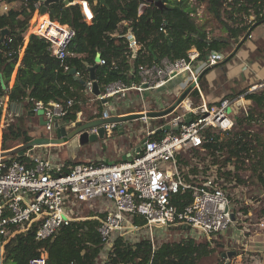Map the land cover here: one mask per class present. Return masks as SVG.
Wrapping results in <instances>:
<instances>
[{"label":"trees","instance_id":"1","mask_svg":"<svg viewBox=\"0 0 264 264\" xmlns=\"http://www.w3.org/2000/svg\"><path fill=\"white\" fill-rule=\"evenodd\" d=\"M2 1L10 3L15 0ZM20 1L22 4L17 9L9 8L0 14V97L8 95L9 104L24 103L29 108L31 102L26 101L28 98L43 103L53 100L64 106L71 99L72 105L67 107L63 122L75 121L77 113L83 111L82 104L86 101L83 82L89 79V68L95 65L97 53L105 60L104 65H97L95 69V78L100 87L118 80L129 85L132 81H138L135 74L137 66L141 64H152L162 57L175 60L185 56L192 47L199 51L198 60L205 61L208 51L222 53L228 48L229 40L242 44L254 29L252 24L264 22V15L260 16L264 0H194L196 6L204 4L205 11L222 25L227 34L223 38H210L204 25L190 16L196 6H191L189 0H163L162 6L156 5V0H104L102 3L100 0H88L93 10V19L89 23L83 20L78 4L59 2L53 4L54 12L49 13L50 18L60 24H68L76 32L68 47L70 55L60 61L50 54L48 42L38 35H32L24 44L37 0ZM141 2H148V7L138 15ZM42 17L48 21L47 14ZM242 17L251 18L252 21L246 23ZM123 21L129 23L139 44L135 57H131L127 39L123 35L127 29ZM35 22L36 17H33L30 28ZM161 27L165 32L160 30ZM3 30L6 31L2 37ZM240 37L242 40H238ZM65 65L74 68L79 75L64 70ZM212 67L200 75L201 86L204 75ZM14 70L13 85L8 88ZM241 94L250 103L245 106L246 110L240 109L233 115L231 130L223 136L218 131L207 130L199 148L177 155L178 168L188 181L195 180H190V175H204L215 166L216 176L223 178L225 191L229 193V190L235 191L241 186L245 188L244 199L230 197L236 217L240 211L248 214L252 200L257 199L255 195L261 193L264 197V138L247 127L255 119L254 111L264 109V89L248 92L247 87L232 94L231 98ZM189 96L194 103L199 101L196 89L191 90ZM98 103L97 112L89 113L85 120L101 116L104 102L99 100ZM161 135L162 132L158 131L151 138ZM19 139L22 140L20 143H27L32 137L24 128L11 124L3 132L1 151L16 148L14 146L18 143L14 142ZM11 159L24 162L26 156L14 154L6 158ZM250 182L255 186L250 187ZM190 199L189 191H179L172 202L180 207ZM260 213L264 215V207ZM105 216L106 212L89 213L79 221L60 227L53 236L44 240H36L33 230L17 234L4 246V262L28 264L30 259L45 253L47 264H197L214 251L210 245L219 241L206 239L198 242L183 237L175 242L153 245L144 237L133 241L128 237L116 236L105 258L100 260L105 246L98 226ZM133 223L142 225L144 219L134 216ZM176 226L189 229L180 224ZM254 253L257 252L248 251L249 255Z\"/></svg>","mask_w":264,"mask_h":264},{"label":"built area","instance_id":"2","mask_svg":"<svg viewBox=\"0 0 264 264\" xmlns=\"http://www.w3.org/2000/svg\"><path fill=\"white\" fill-rule=\"evenodd\" d=\"M189 2L191 6L197 5L194 0ZM76 3L83 20L91 22L93 10L89 2L76 0ZM41 5L36 4L37 13ZM147 7L148 2H141L137 9L138 15ZM2 9L6 12L9 7L2 4ZM45 14L48 23L37 21L32 33L44 38L49 44L50 54L63 61L70 55L68 47L76 32L68 24H60L52 20L49 13ZM200 14L199 6L190 12V16L196 20ZM261 15H264V1ZM160 30L165 32L162 27ZM123 35L127 39L131 57H135L139 44L132 29L128 26ZM198 57L199 51L192 47L185 56L175 60L162 57L158 62L141 64L137 66L135 74L137 82L132 81L127 85L120 80L110 81L103 84L99 95L93 94L95 99L105 100V106L112 97L126 100L130 90L135 91L142 100L144 92L157 91L182 75L189 77V83L193 84L191 90L196 89L198 92L197 103L189 96L190 90L170 113L160 117L164 120L161 124L147 130L140 151L121 162H85L67 166L64 161H56L48 150L33 154L27 151L24 153V162L6 160L7 157L1 156V141L11 112L8 95L0 97V264H6L3 259L4 246L12 237L33 230L36 240L50 238L60 227L83 219L82 207L94 200L105 202L108 209L98 226L104 246L111 247L116 236L127 237L141 232L152 235L158 227L179 224L200 231L204 240L216 239L213 237L227 233L232 224L239 220L240 213L236 217L233 212L234 203L223 188V178L216 176V167H211L204 175H190L189 179L195 180L188 181L178 168L177 155L199 148L207 130L218 131L221 136L231 130L233 115L240 109L246 110L245 98L241 94L233 98L223 97L218 103H208L203 98L199 77L205 69L221 62L224 55L208 51L202 67ZM96 63L104 65L105 60L99 57ZM64 70H70L68 65L64 66ZM74 74L79 75L77 71ZM84 86L85 91L91 92L92 81L88 79ZM261 89H264V76L248 86V92ZM26 101L31 102L32 113L41 111L47 131L54 129V124L63 119L67 107L72 105L71 99L67 100L65 106L52 100L43 103L28 98ZM102 114L100 118L110 116L106 107ZM81 115V112L77 113L75 121L64 124L75 127L76 123H86L81 122ZM187 118L190 121H186ZM140 119L145 121L147 117ZM167 125L169 129L161 131L160 137L151 138L158 128ZM115 126L117 124H105L106 134L109 135ZM174 127L177 129L174 130ZM95 129L92 127L88 132L94 133ZM212 169L215 170L214 175ZM179 191H189L191 195V199L180 207L172 202L173 196ZM134 216L143 218L144 223H133ZM257 227L264 231V216L259 219ZM248 251V246L244 244L239 257L246 255L252 258ZM28 264H47L46 254L41 253L30 259Z\"/></svg>","mask_w":264,"mask_h":264},{"label":"rangeland","instance_id":"3","mask_svg":"<svg viewBox=\"0 0 264 264\" xmlns=\"http://www.w3.org/2000/svg\"><path fill=\"white\" fill-rule=\"evenodd\" d=\"M202 13L199 15L197 22L199 24H203L204 28L208 32V36L210 38H223L226 37V32L223 30L222 25L218 22H216L211 15H209L205 11V5L202 4ZM35 13V12H34ZM33 13L32 18L29 21V26L27 29V32L25 34V40L24 44H26L28 40L29 34L32 33V29L30 28L32 24L33 17H37V21L41 18L38 17ZM44 15V14H43ZM43 19V17L41 18ZM242 21H245L246 23L251 22V18L242 17ZM254 24V23H253ZM252 24V25H253ZM35 25H33V29L35 28ZM264 37V27L263 26H257L252 30V37L250 41H258L260 38ZM238 40H242V38H238ZM258 43H262L261 41ZM258 49V51L261 53L260 57H264V44H262ZM238 49L237 43L234 40H229V46L227 49H225L222 54L224 55V58L229 55L231 52H235ZM234 50V51H233ZM23 54V49L20 52L21 57ZM220 63V62H219ZM264 63V62H262ZM221 64H217L213 66L212 69L216 68L217 66H220ZM264 76V75H263ZM262 76V77H263ZM262 77L258 78L260 80ZM15 78V70L13 71L10 81L8 83V88L12 87L13 82ZM181 78L176 79V82L181 81ZM257 80V81H258ZM252 82L250 84L256 83ZM249 86V85H248ZM200 88L202 90V86L200 84ZM86 101L82 104V115H81V122H85L86 117L89 113L97 112V107L99 106V103L97 99H95V96L92 94H87ZM129 101L126 103L125 100L117 99L116 97H112L109 100V104L107 106L103 105L102 109L105 110V107L107 110H109V113H114L115 111H118L119 113L124 111H131L130 113H136V112H144L145 109H159V107L153 102L152 98H147V95L142 97V100L139 98V96L136 98L134 96L133 92L129 93ZM145 102V103H144ZM249 104V103H248ZM9 111L11 112V117H7L8 126L11 124H16L26 131V133L32 137V139L35 138H43V137H54L52 135L51 131H47L43 124H40L39 117L41 116V111L38 110L36 113H32L31 108L26 107L24 103L21 104H9ZM128 114V113H126ZM254 118L252 123L247 126L250 130L255 132L258 136L261 135L264 138V109H258L254 111ZM124 115V114H123ZM91 121V120H90ZM163 119H146L145 121H142L140 119H135L128 121L127 123H122L123 127L121 136L117 133L118 131L115 130L110 137H107L105 140H99L97 145V149L101 147L99 150L101 153H112L110 155V160L108 162H117L120 161V158H122V152L126 150L128 146L131 145H140L143 139L146 137L147 128L153 129L155 126L162 123ZM127 122V121H126ZM121 124V123H120ZM121 126V125H120ZM6 127V128H7ZM246 127V126H244ZM5 128V129H6ZM3 130V132L5 131ZM155 129V128H154ZM66 142L64 144H47L39 146L41 148H32L26 150L30 154L38 153L39 151H45L48 150L52 154V157L57 161L58 159L60 161L66 160L67 162H87V161H94L97 159L95 157L96 151L92 149L91 143H88L86 145H80L78 140L76 138H69L66 137ZM22 140L19 139L18 141L14 143H18L14 147H18L21 144ZM13 143V144H14ZM30 150V151H29ZM210 169V168H209ZM214 169H212V175H214ZM243 173V172H241ZM255 178L252 179L254 181ZM250 187L255 186V183L250 182ZM245 188L238 187L235 191L229 190V195L233 199H244L246 197ZM238 197V198H237ZM257 198L256 200H252L251 207H249V212L242 213L240 211V217L239 220L236 223L232 224V227L229 228L226 234L223 235H216L213 238L218 239V242L212 243L210 246L213 248V252L206 256L201 258L197 264H227V262H233L238 261V263H248V264H264V231H261L257 227V223L259 222V219L262 218L264 215L261 214V208L264 207V197L260 193L258 195H255ZM248 200V199H247ZM239 206V205H238ZM107 205L105 202L101 200H94L93 202H88L82 207L81 215L84 217L88 215L89 213H104L108 209L106 208ZM245 237V239L243 238ZM128 238L130 240H138L139 238H147L151 240L153 245H158L162 242H175L180 240L183 237H190L194 241H202L205 239V237L200 233V231L196 229H186L182 228L180 226L176 225H170V226H163L158 227L152 235L141 232L138 235H128ZM261 243H259V242ZM246 244L249 248V250H252L254 252L251 259H246V255L239 257L240 252L242 251V246ZM241 247L239 250L238 248ZM110 249L109 246H105L104 250L101 254V259L103 260L106 256V252ZM234 251V254H232L230 257L227 255L222 257V254L225 252H231ZM238 254V255H237ZM222 259L224 261H222Z\"/></svg>","mask_w":264,"mask_h":264},{"label":"crops","instance_id":"4","mask_svg":"<svg viewBox=\"0 0 264 264\" xmlns=\"http://www.w3.org/2000/svg\"><path fill=\"white\" fill-rule=\"evenodd\" d=\"M37 3H42V2L37 1ZM62 3L64 4V2H62ZM93 3H95V1H93ZM2 4H6L9 8L17 9L18 6L20 4H22V2L20 0H15V1H12L10 3H6L3 1L0 2V14L4 13V11L2 9ZM69 4H77V3H76V0H74L72 2L69 1V3L65 4V5H69ZM198 6H199V12L202 13V6L203 5H198ZM34 14L37 15L38 17H41V18L43 15L39 11H38V13H37V11H35ZM41 18L38 20L39 21L38 23L44 22ZM36 19H38V18L36 17ZM197 20H198V18H197ZM198 22H199V20H198ZM47 23L48 22H44V24H47ZM122 24H124L126 28H128V26H129V23L127 21H123ZM259 25L264 27V22L253 24L254 28H256ZM251 37H252V32L250 33V35H248L247 39L242 44H240V45L237 44L238 49L233 53L231 52L233 55L230 58L227 59V56H228L227 55L225 57L226 60H224L225 59L224 58L223 59L224 61L222 60L220 63H218V64H221L220 66H217L214 69H212L213 68L212 67L204 75V83L202 86V95H203V98L208 103H211V104L218 103V101L223 97L231 98L232 94H235V93L239 92L240 90L247 88L248 85H251L250 83L257 81L258 78H260L264 75V63H262V62H264V57L263 56L260 57L261 53L258 51V49H260L259 47L262 44H264V37L260 38L258 41H254V42L250 41ZM260 41L262 43H258ZM96 61H97V58L95 59V66L97 67ZM203 62L204 61H199L200 67H202ZM178 78H181L182 80L179 82H176L175 80ZM96 82H97V80H96ZM189 84H190L189 83V77L187 75H182L180 77L174 78L165 87H163L157 91H146V92H144L143 98L145 95H147V98H152L153 102L159 107V109H145V111L151 112V111L160 110V109H163V108L170 106L180 96L179 94H181L189 86ZM98 86L101 90V87L99 84H98ZM130 92H133L134 96L136 98L139 96L135 91L130 90L127 92V99L125 100V102L129 101V99H130L129 93ZM87 94H92V93L91 92L88 93L86 91V95ZM121 100H124V99H121ZM107 103L109 104V101ZM248 103H250V101L245 99V105H247ZM130 112L131 111H124V112L119 113L118 111H115L114 113H109V114L110 115H123V114L130 113ZM94 113H96V112H93V114ZM102 115L103 114H101L100 117H102ZM100 117H98V118H100ZM98 118H96V119H98ZM147 119L154 120L157 118H147ZM140 120H142V119H140ZM88 121H90V120H86L85 122H88ZM57 122H58L59 126L67 125V124H64L63 120H58ZM124 123L128 124V121L124 122ZM157 126H155L154 128H156ZM121 127H123L122 123L118 125V128L111 130V133L109 135H107L105 132L104 139H102V141L105 140L107 137H110L115 130H117L118 131L117 133L121 136V133H122ZM147 130H151V129L147 128ZM51 133H52V135L55 136V130L54 129L51 130ZM98 142H99V140L91 143L92 149H94L96 151L95 157H97V159H95L94 161H87V162L98 163L101 161H109L110 160V155L112 154V153H110V151H109V153H101L99 151L101 149V147L99 148V150H96L97 145H99ZM138 146H140V145L128 146L126 148V150L124 152H122V154H123L122 157L125 156L127 158L128 154H131L130 156H132L136 152V149ZM63 161L65 162V164L67 166H70V165L76 164V163H85V162H76V163L75 162H67L66 160H63ZM117 161L118 160H116V162ZM121 161H124V160H122V158H120L119 162H121ZM259 243H261V242H259ZM227 264H242V263H238V261H233V262H227Z\"/></svg>","mask_w":264,"mask_h":264},{"label":"water","instance_id":"5","mask_svg":"<svg viewBox=\"0 0 264 264\" xmlns=\"http://www.w3.org/2000/svg\"><path fill=\"white\" fill-rule=\"evenodd\" d=\"M37 1L42 2V5H41L39 12L41 14H45V13H53L54 12V9L52 7L53 4L59 3L61 1L64 2V4H68L70 0H65V1L64 0H37ZM103 1L104 0H100L101 3ZM155 4L162 6L163 0H156ZM5 31L6 30H3L2 37L4 36ZM32 35H34V34L33 33L29 34L27 42L30 40ZM99 57H100V54L97 53L96 58L98 59ZM95 69H96L95 65L89 68V73H90L89 80L92 81V88H91L92 94L99 95L100 88L96 82ZM75 71L76 70L74 68H72L69 70V73L74 74ZM192 87H193V84H190L180 94V96L173 102V104L170 105L165 110L141 112V113L136 112V113H128V114H124V115H110V116H106L103 118L91 120V121L83 123V124L76 123L75 127H72L70 125L59 126L58 123L56 122L54 124V130H55V136L54 137H43V138L32 139L31 141L24 143V144H21L16 148L2 152L1 156L4 158L12 156L14 154H16L17 156H22L24 154V150H27V149H30L33 147L47 145V144H63L66 142V139H65L66 137L76 138L80 145H85L88 143H93L97 140H102V139H104V135H105V128H104L105 124H117V126L111 128V130H114V129L118 128V125L120 123L135 120V119L137 120V119H140L144 116H146L147 118H160V117L170 113L177 106V104L184 99V97L192 89ZM103 102L105 103V100ZM186 121H190V118H187ZM39 122H40V124H44L41 116L39 117ZM92 127L96 128L95 132L89 133L88 130ZM167 129H169L168 125L163 127V128L162 127L158 128L157 131H163V130H167ZM173 129L176 130L177 128L174 127ZM142 143L140 144V146L137 147L136 151H140ZM130 155L131 154H128L127 158L125 156H123L122 160L129 159ZM231 217H232V219H234L233 214L231 215ZM232 254H234V251L225 252L222 254V257L225 255L230 257Z\"/></svg>","mask_w":264,"mask_h":264},{"label":"bare ground","instance_id":"6","mask_svg":"<svg viewBox=\"0 0 264 264\" xmlns=\"http://www.w3.org/2000/svg\"><path fill=\"white\" fill-rule=\"evenodd\" d=\"M37 20V19H36ZM44 22H48L47 20H45V19H42ZM34 24H36V22L34 23ZM32 30H34L33 28H31ZM237 104H240V102L239 103H237Z\"/></svg>","mask_w":264,"mask_h":264}]
</instances>
